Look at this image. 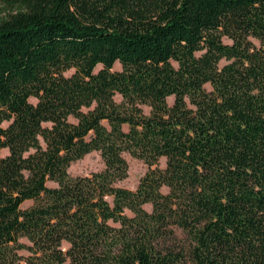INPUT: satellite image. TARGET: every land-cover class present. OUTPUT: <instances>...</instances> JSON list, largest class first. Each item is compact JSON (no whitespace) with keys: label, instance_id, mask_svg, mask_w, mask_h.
<instances>
[{"label":"trees","instance_id":"16d2710c","mask_svg":"<svg viewBox=\"0 0 264 264\" xmlns=\"http://www.w3.org/2000/svg\"><path fill=\"white\" fill-rule=\"evenodd\" d=\"M0 264H264V0H0Z\"/></svg>","mask_w":264,"mask_h":264},{"label":"rangeland","instance_id":"374dc122","mask_svg":"<svg viewBox=\"0 0 264 264\" xmlns=\"http://www.w3.org/2000/svg\"><path fill=\"white\" fill-rule=\"evenodd\" d=\"M223 42L225 44H229L228 41L223 39ZM222 64H224L223 61H220L219 65L221 66ZM99 67H96L94 71H97ZM113 71H118L119 70V65L118 64H114L112 67ZM72 73V71H68L65 73L66 76H69ZM206 90H209V87L206 85L205 86ZM31 103H34L33 100H29ZM172 102V98L169 97L166 99V103L168 105H170ZM142 111L146 114L147 113V109L146 108H142ZM7 124H4L3 126L5 127ZM2 156L7 155V151L3 150L1 152ZM123 159L125 160L126 164H127V177L120 181L117 182L115 185L118 187H122L128 190H134V188L136 187L138 180L143 176V174L146 172L147 170V166L139 160H135L133 158H131L128 154L123 153L122 154ZM158 167L159 168H163L164 166V160L160 159L158 161ZM103 166H102V162L98 156V154L96 152H91L87 155H85L82 159L77 160L73 163H71L67 169V174L70 177H83V176H88L90 174L93 173H97L100 172L102 170ZM30 205V202H24L21 205V208H26ZM145 209L147 211L150 210V207L147 205L145 206ZM175 234L182 238L183 235L180 233V231L175 230Z\"/></svg>","mask_w":264,"mask_h":264}]
</instances>
